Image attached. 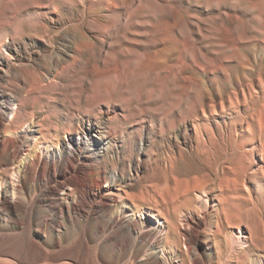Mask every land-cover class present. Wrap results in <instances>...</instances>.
Returning a JSON list of instances; mask_svg holds the SVG:
<instances>
[{"label":"rangeland","instance_id":"obj_1","mask_svg":"<svg viewBox=\"0 0 264 264\" xmlns=\"http://www.w3.org/2000/svg\"><path fill=\"white\" fill-rule=\"evenodd\" d=\"M0 56L14 65L0 82L20 87L24 116L34 104L43 112L35 116L59 128L93 116L117 127L101 170L123 162L116 184L147 189L135 198L141 204L176 198L157 184L195 177L203 140L212 144L206 156L235 165L254 159L252 144L264 151V0H0ZM37 82L40 97L31 94ZM226 116L223 136L208 130V119ZM243 121L251 129L231 143ZM184 128L202 150L184 143ZM129 169L139 177L126 176Z\"/></svg>","mask_w":264,"mask_h":264},{"label":"bare ground","instance_id":"obj_2","mask_svg":"<svg viewBox=\"0 0 264 264\" xmlns=\"http://www.w3.org/2000/svg\"><path fill=\"white\" fill-rule=\"evenodd\" d=\"M13 72L0 56V74ZM38 84L31 94L40 97ZM20 90L0 82V264H264V151L257 146L250 149L254 159L235 165L206 156L211 140L202 141V150L197 133L184 128V143L205 158L199 171L159 182L176 198L145 205L135 198L147 189L116 184L123 162L111 174L101 170L116 148V126L93 116L59 128L50 116H35L43 112L34 104L24 116ZM231 118L208 119V130L223 136ZM250 129L248 121L234 126L231 143ZM140 141L138 157L145 150ZM126 176L139 174L129 169Z\"/></svg>","mask_w":264,"mask_h":264}]
</instances>
